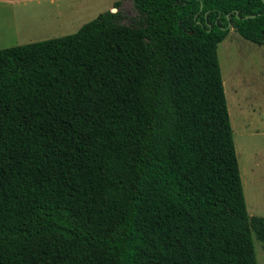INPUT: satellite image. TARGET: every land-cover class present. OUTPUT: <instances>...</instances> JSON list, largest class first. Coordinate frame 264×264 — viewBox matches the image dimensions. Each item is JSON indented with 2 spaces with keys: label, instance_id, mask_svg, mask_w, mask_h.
<instances>
[{
  "label": "trees",
  "instance_id": "trees-1",
  "mask_svg": "<svg viewBox=\"0 0 264 264\" xmlns=\"http://www.w3.org/2000/svg\"><path fill=\"white\" fill-rule=\"evenodd\" d=\"M132 2L0 49V264H257L216 46L264 0Z\"/></svg>",
  "mask_w": 264,
  "mask_h": 264
},
{
  "label": "rangeland",
  "instance_id": "rangeland-1",
  "mask_svg": "<svg viewBox=\"0 0 264 264\" xmlns=\"http://www.w3.org/2000/svg\"><path fill=\"white\" fill-rule=\"evenodd\" d=\"M107 11L120 12L128 25L138 15L132 0H0V49L73 34ZM216 53L246 210L264 217V45L230 28ZM251 236L257 264H264V241L253 230Z\"/></svg>",
  "mask_w": 264,
  "mask_h": 264
},
{
  "label": "water",
  "instance_id": "water-1",
  "mask_svg": "<svg viewBox=\"0 0 264 264\" xmlns=\"http://www.w3.org/2000/svg\"><path fill=\"white\" fill-rule=\"evenodd\" d=\"M247 17H254V16H253V15H251V16H246V18H247Z\"/></svg>",
  "mask_w": 264,
  "mask_h": 264
}]
</instances>
